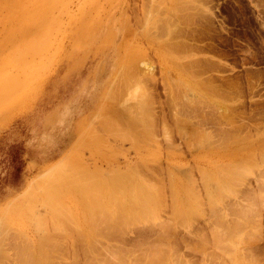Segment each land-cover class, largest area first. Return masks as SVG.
<instances>
[{
	"label": "rangeland",
	"instance_id": "1",
	"mask_svg": "<svg viewBox=\"0 0 264 264\" xmlns=\"http://www.w3.org/2000/svg\"><path fill=\"white\" fill-rule=\"evenodd\" d=\"M133 59L134 63L138 61L140 64L143 63L146 66H143V69L148 70L146 73V69H140L142 65L135 63V66L137 64L140 66H136V72L141 70L133 74L135 79H138L137 84L128 77L125 78L132 83L118 77V72L123 71L122 65L125 62L130 63ZM139 77L144 78L143 81ZM121 82H126L127 87L124 83V86L120 85ZM105 93L109 94L106 102L103 100ZM233 106L236 114L238 113V123L246 119L247 125L240 123L241 128L227 129L228 124L223 122L224 125L221 123L223 130L219 128L218 131L220 122L212 116L214 113L212 111H218L214 114L216 116L219 111L228 113V109ZM130 108L135 110L131 113L136 112L137 116L139 113L143 116L146 114L149 126L143 119L141 122L143 126L139 124L140 127H136L140 131L130 130L131 133L128 135L125 118L128 115L126 111L130 112ZM119 110L124 113L121 111L115 119L117 123L120 117L119 121L122 125L118 123L111 125L107 123L108 121L105 122L108 125L103 123L104 114L106 117L108 111L109 114L112 112L115 114ZM151 112L154 118L150 116ZM92 113H95V117L94 114L91 115ZM226 115L230 117V114ZM240 115L244 116L241 120L238 118ZM202 117L209 118L210 123L206 126L190 127L193 122L196 124L201 121ZM179 118L183 119L182 122L188 121L189 126H183ZM101 119L104 125L100 123ZM86 120L90 127L87 126ZM237 121L235 119L233 122ZM81 122L85 124L82 125ZM100 124L102 127L107 125L106 129H102ZM235 124L232 127H235ZM117 125L120 126L117 128ZM213 125L218 126L217 129ZM92 126V130H89ZM109 126L110 130H108ZM111 126L119 132H123L126 128V134L113 132ZM81 130L86 135L90 134V137L83 136V133V135L79 134ZM124 135L130 136V140ZM82 136L87 138L77 142L76 140ZM70 148L72 155L69 153ZM73 152L76 159H73ZM63 156L66 157L63 159ZM88 158H94V162L100 167L97 165H95L97 168L94 167L93 161ZM116 158L122 161L119 163ZM77 159L79 162L76 161ZM80 159L81 162L86 163L85 161L88 160L92 163L87 167L88 171L91 168L93 174L86 170L87 167L80 166V164L84 165ZM98 160L102 162L97 163ZM57 162H60L61 166L66 165L69 170L65 172L62 169L63 171L60 172H65L64 176L70 174L69 177L71 173H75V166H80L76 172L77 177L96 175L102 178L111 168L118 169L119 173H127L118 174L121 184L113 182L112 184H116L114 187L110 185L112 190L115 188L113 191L110 190V186L108 187V190L112 191L111 194L114 192L113 195L119 199L116 197L111 199L107 203V209L97 210L93 218L89 211H92L94 206H89L90 199L87 201L89 204L85 206L87 196H84L83 192L80 193L76 189L63 190L64 181H69H66L69 177L62 179L60 172H57L58 175L55 177L58 168L53 165ZM114 163L116 166H113ZM60 164L57 163L56 167ZM68 165L73 166L72 169L75 171H72ZM232 165L236 167L242 165L245 170L243 171L242 168L238 171H241L240 174L244 172L243 176L239 175L240 180L235 172L234 177L236 176L239 181L231 177L226 179L228 184L224 185L225 183L220 180L227 178L230 172L229 176L234 174ZM48 168L56 174H52ZM81 168L87 171V175L82 174L85 171L82 172ZM111 172L114 173V170ZM263 173L264 0H0V227L2 228L0 232H3L2 236L10 237L9 241L3 243L0 241L2 243L0 250L5 251V256L8 254L6 258L4 252L0 253V257L4 256L3 260L0 258V264H36V262L39 264L41 259L44 261L42 260L40 264L47 262V264H131L133 259L135 262L132 264H148L147 259L150 254L152 256L154 250H156L155 255L158 250L160 253L163 251L162 256L167 253L165 256L167 264L168 261L169 264H264ZM50 175L55 176L52 178ZM122 175H128L134 181H137L136 178L140 175L141 179L143 177L148 179L144 181V185L153 193V198L151 197L146 204L148 210L150 209L149 214L148 211L146 214L144 211L137 213L139 215L135 219H126L127 212L122 205L124 202L122 199H127L128 196L124 194L122 196L120 192L124 193L128 187L130 189L128 185L131 184L124 182L125 177ZM121 176L122 180H120ZM104 178L108 182L111 180L109 176ZM57 179L64 180L63 184ZM212 179L215 180L212 182ZM36 180L37 184H48L47 187L58 184L57 189H61L58 192L63 193L58 195V192H55V195H58L55 196L57 200L51 193V197L48 198L55 199L52 204L51 200L46 198L49 194H46L43 198L49 201L44 199V203H48V206L42 205L40 201L34 202L41 196L39 185L35 188L33 186L32 191L27 187L31 183H36ZM229 180L236 181V185L237 183L239 185L232 184V186ZM145 182L151 185L147 186L149 183ZM217 185L220 190H217ZM47 187L40 186L42 191H48L47 189L50 188ZM28 189L32 192H29L31 197L24 195L25 190L29 191ZM37 191L40 196L36 194ZM190 192L196 198L193 199ZM161 193H164L163 196ZM29 194L27 192L26 195ZM31 194L37 195V199ZM159 194L161 197L158 196ZM22 195H24L23 199H21ZM41 197L40 199H43ZM28 199H35L34 203ZM116 200L118 204L120 203L119 206L114 203L117 202ZM24 201L25 203L27 201L28 205ZM252 201L258 208L253 207ZM97 202H93V205ZM78 203H83L81 205L85 206L88 212L85 211V207L79 211L76 207ZM119 207L124 208V211H119ZM109 210L114 213H110ZM58 214L60 217L57 216ZM117 216L120 217L117 219ZM232 224L236 227L231 226ZM11 229L15 232L13 233ZM68 229L71 230V234ZM238 230L246 237L244 235L238 237L240 234ZM233 234L238 239L243 237L240 240L246 241L237 242L238 239L236 240ZM228 236L231 240L227 239ZM234 239L236 242L233 241ZM21 241L24 244L28 241L26 245H30L29 249ZM40 243H44L45 247L42 245L40 248ZM244 244H247V247ZM15 245L17 248L23 247L25 252L19 248V251L16 250ZM153 246L154 250L151 251ZM24 247L30 252L28 255H33L32 258L27 257V250ZM37 247L48 255L44 253L45 258L41 255L36 257L35 254L41 253ZM199 248L204 250L201 251ZM238 249L241 253H238ZM31 250L35 253L33 254ZM21 251L22 254L19 253ZM121 251H125V254ZM30 258L34 262H30L32 261ZM97 258L103 262L96 263ZM238 258L240 259L237 260ZM253 261L254 263H251Z\"/></svg>",
	"mask_w": 264,
	"mask_h": 264
},
{
	"label": "bare ground",
	"instance_id": "2",
	"mask_svg": "<svg viewBox=\"0 0 264 264\" xmlns=\"http://www.w3.org/2000/svg\"><path fill=\"white\" fill-rule=\"evenodd\" d=\"M124 54H125V53H124ZM127 55H128V53H127ZM125 57H128V56L125 55ZM129 58H130V57H129ZM125 59H126V58H125ZM130 59H132V58H130ZM126 60H127V59H126ZM135 60H136V58H135ZM142 60H143V59H142ZM124 61H125V60H124ZM128 61H129V60H128ZM131 61H132V62H131ZM131 61H130V63H126V62H125V64L123 63L124 65L121 64V65L123 66V69L121 68V70H123V71L121 72L122 75H121L120 71H119V72L116 71V73L118 72V77H120L121 79H122V78L124 79L125 77H128V78L131 79L130 81H132V82H134L135 84H137V83H138V82H137L138 79H137V78L135 79L134 75H135V73H136V74L139 73V72L141 71L140 69L145 70V69H146V68H145L146 66L143 65V63L140 64L139 61H138V62H135V63H138L139 65H142V68H140V69L138 68L139 71L136 72V71H137L136 66H138V64L135 66L134 59L131 60ZM136 61H137V60H136ZM133 63H134V64H133ZM119 64H120V63H119ZM122 66H119V67H122ZM143 66H145V67H144L145 69H143ZM138 67H140V66H138ZM147 67H148V66H147ZM147 71H148V70L146 69V73H147ZM119 73H120V75H119ZM133 74H134V75H133ZM127 75H128V76H127ZM139 75H141V73H140ZM142 75H143V74H142ZM116 76H117V75H116ZM114 77H115V73H114ZM141 77H142V76H141ZM141 77H139V79H140V80L142 79L141 81H143L144 78H141ZM144 77H145V75H144ZM121 79H120V81H121ZM125 79H126L125 81H128V83H132V82H129V79H128V80H127V78H125ZM135 80H136V81H135ZM140 80H139V82H140ZM115 81H116V80H115ZM115 81H114V82H115ZM111 82H113V81H111ZM111 82H110V83H111ZM136 82H137V83H136ZM121 83H122V84H120V85L124 86L126 82H125V83H124V82H121ZM123 83H124V85H123ZM184 83H185V82H184ZM108 84H109V82H108ZM180 84H181V83H180ZM232 85H233V87H234V84H232ZM108 86H109V85H108ZM125 86L127 87V85H125ZM180 86H182V85H180ZM110 87H112V86L110 85ZM115 87H116V86H115ZM181 88H182V87H181ZM229 88H231V85H230ZM235 89H236V88H235ZM108 90H109V88H108ZM108 90H107V91H108ZM229 90H230V89H229ZM111 91H112V90H111ZM108 92H109V91H108ZM115 92H116V91H115ZM231 92H232V91H231ZM113 93H114V92H113ZM111 94H112V93H111ZM111 94H110V95H111ZM114 94H115V93H114ZM105 95H106V93H105ZM108 96H109V94H107V95L105 96V99L103 98V100H104L105 102H106ZM115 96H116V94H115ZM106 97H107V98H106ZM111 97H112V96H111ZM111 97H110V98H111ZM112 98H113V97H112ZM116 98H117V96H116ZM234 98H235V97H234ZM109 100H110V99H108V101H109ZM113 101H114V100H113ZM109 102H110V101H109ZM217 103H218V102H217ZM211 104H212V103H211ZM213 106H215V105H213ZM210 107H211V106H210ZM135 108H137V107H135ZM207 108H208V107H207ZM214 108H215V107H214ZM127 109H129V108L127 107ZM127 109H125V111H126ZM130 109H131V108H130ZM117 110H118V109H117ZM131 110H133V111H131ZM131 110H130V112H129V110L126 111V112L128 113V115H127L126 118H125V126H126V128L128 127V128H127L128 131H126V128H124L125 130L122 129L123 132L126 131L128 135H130V133H131L130 130H134V131L138 130L137 128L140 127L139 124H140V125L143 124V123H141V122H143V119H144L145 122L148 123V126H149V121H148V120L146 119V117H145L146 114L143 116V115H141V113H139V116L141 115V116L139 117V116L135 115L136 112H135V113H131V112H134V111H135L134 109H131ZM106 111H107V110H106ZM112 111H113V109H112ZM112 111H111V112H112ZM115 111H116V110H115ZM121 111H122V110H121ZM121 111L119 110V112H118V113H115V114H113V112H112V113L110 112L111 114H109V113H108L109 111H108V112H107L108 114L106 113V117H105V114H104V116H103V118H102L104 122L102 121V119H101V122H100V121H99V122H100L102 125L107 124V123H108V124L111 123V125H112V123H116V119H115V118H117V117L119 116V113H120ZM103 112H104V111H103ZM146 112H147V111H146ZM213 112H214V113H213ZM215 112H218V111H217V110L212 111V113H213L212 116H213L215 119L217 118V119L219 120L218 122H220V123H218L219 127H218V126H215V127H216V128H215L214 125H213V127H214L215 129H217V127H218V129H217L218 131L220 130L219 128H221V130H223V129H222V128H223V125H224L223 122H225V124H226V123L228 124L229 127H228L227 125H225V127H228L227 129L241 128V124H240V123H242V125L245 123L244 126L247 125L246 119L244 118L245 120H243L242 118H243L244 116L242 117L241 115H240L241 117L239 116L238 118H240V120L242 119L243 122L241 121V122L238 123V121H239V120L237 121L238 113L236 114V112H235V107H234V106H233V108L231 107L230 109H228V113H227V112L225 113V112L219 111V114H217L218 117H216L217 115L214 116ZM122 113H124V112L122 111ZM93 114H94V117H95V113H92L91 115L93 116ZM120 114H121V113H120ZM125 114H126V113H125ZM125 114H124V116H125ZM133 114H134V115H133ZM137 114H138V111H137ZM205 114H206V113H205ZM205 114H204V115H205ZM209 114H210V112H209ZM226 114H230V117H228V115H226ZM239 114H240V113H239ZM91 115H90V116H91ZM151 115H152V112H151L150 116H151ZM207 115H208V113L206 114V116H207ZM210 115H211V114H210ZM88 116H89V115H88ZM97 116H98V115H97ZM101 116H102V115H101ZM121 116H122V115H121ZM99 117H100V116H99ZM127 117H128V118H127ZM151 117L154 118V116H151ZM207 117H210V116H207ZM207 117H205V118L202 117V120L199 121V122L196 123V124H194V122L192 121L193 123L191 122L192 124H190V127H192V128H196V127H199L198 125L206 126L207 123H210V122H209L210 120H209V118L207 119ZM91 118H92V117H91ZM100 118H101V117H100ZM119 118H120V117H119ZM119 118H118V121H119ZM122 118H124V117H122ZM185 118H187V117H185ZM87 119H88V118H87ZM95 119H96V118H95ZM104 119H106V121H105ZM179 119H180V118H179ZM210 119H212V121H214L213 118H210ZM217 119H216V120H217ZM235 119H236L237 122H233ZM153 120H154V119H153ZM180 120H181V119H180ZM182 120H183V119H182ZM182 120H181L180 123H181L183 126H189V122H188V121H187V122H185V121L182 122ZM225 120H226V121H225ZM94 121H95V120H94ZM107 121H108V122H107ZM118 121H117V123L120 124V121H119V122H118ZM121 121H122V120H121ZM126 121H127V122H126ZM177 121H178V120H177ZM231 121H232V122H231ZM244 121H245V122H244ZM88 122H89V121H88ZM90 122H91V121H90ZM95 122H96V121H95ZM102 122H103L104 124H103ZM105 122H107V123H105ZM139 122H140V123H139ZM214 122H216V121H214ZM214 122H213V123H214ZM81 123H83L82 125L85 124L84 122H81ZM86 123H87V120H86ZM92 123H93V122H92ZM92 123H91V124H92ZM97 123H98V122H97ZM117 123H116V124H117ZM178 123H179V121H178ZM213 123H212V124H213ZM216 123H217V122H216ZM221 123H223V125H221ZM234 123H236V124H235V127H232V125L234 126ZM237 123H238V127H236V126H237ZM249 123H250V122H249ZM249 123H248V124H249ZM101 124H100L99 126L102 127ZM108 124H107V125H108ZM116 124H115V126H116ZM239 124H240V125H239ZM107 125H106V126H107ZM120 125H122V124H120ZM120 125H119V126H120ZM123 125H124V123H123ZM87 126H88V123H87ZM87 126H84V127L88 129V127H90V125H89L88 127H87ZM106 126H105V127H106ZM113 126H114V125H113ZM119 126L117 125V128H118ZM125 126H124V127H125ZM138 126H139V127H138ZM141 126H143V125H141ZM244 126H242V127H244ZM105 127H102V129H103V128L106 129ZM111 127H112V126H111ZM136 127H137V128H136ZM181 127H182V126H181ZM85 128H84V129H85ZM92 128H93V126H92L91 129H89V130H92ZM108 128H109L108 130H110V126H109ZM121 128H122V126H121ZM204 128H205V127H204ZM84 129H82V130H83L84 132H86ZM99 129H100V128H99ZM99 129H98V130H99ZM113 129H114L113 132H115V133L119 132V130L117 131V129L115 130V128L112 127V130H113ZM199 129H200V128H199ZM248 129H249V128H248ZM248 129H247V130H248ZM82 130L80 131L81 133H79V134H82V133L84 134V132H83ZM233 130H236V129H233ZM100 131H101V130H100ZM116 131H117V132H116ZM120 131H121V130H120ZM139 131H140V130H138V132H139ZM199 131H201V130H199ZM226 131H227V130H226ZM228 131H229V130H228ZM231 131H232V130H231ZM238 131H239V130H238ZM244 131H245V130H244ZM88 132L91 133V131H88ZM93 132H94V130H93ZM101 132L104 133L103 131H101ZM123 132H119V133H122V134H123ZM126 132H125V134H126ZM132 132H133V131H132ZM201 132H203V131H201ZM214 132H215V131H214ZM223 132H225V131H223ZM97 133H98V132H97ZM99 133H100V132H99ZM119 133H118V135H119ZM195 133H196V131H195ZM195 133H194V134H195ZM210 133H211V132H210ZM230 133H231V132H230ZM232 133H233V132H232ZM236 133H237V132H236ZM247 133H248V131H247ZM83 134H82V135H83ZM91 134H92V133H91ZM112 134H113V133H112ZM208 134H209V133H208ZM132 135H133V134H131V137H132ZM205 135H207V134H205ZM212 135H213V134H212ZM235 135H236V134H235ZM83 136H87V137L89 136V137H90V134L88 135V133H87V135H86V133H85ZM83 136H82V138L80 137V139L78 138L79 141H78V140H76V141H77V142H80L81 139L83 140L84 138H87V137H84V138H83ZM103 136H104V135H103ZM115 136H117V135H115ZM119 136H120V135H119ZM119 136H118V137H119ZM124 136H125V137H129L128 139L130 140V136H126V135H124ZM124 136H123V137H124ZM249 136H251V135H249ZM249 136H248V138H249ZM78 137H79V136H78ZM246 137H247V135H246ZM133 138H134V137H133ZM133 138H132V139H133ZM183 138H184V137H183ZM95 139H96V138H95ZM115 139H116V138H115ZM123 139H124V138H123ZM132 139H131V140H132ZM90 140H91V139H90ZM218 141H219V140H218ZM248 141H249V140H248ZM248 141H247V142H248ZM91 142H92V141H91ZM94 142H95V141H94ZM81 143H82V142H81ZM79 144H80V143H79ZM251 144H252V143H251ZM80 145H81V144H80ZM97 145H98V144H97ZM102 145H103V144H102ZM231 145H232V144H231ZM72 146H73V145H72ZM99 146H101V145H99ZM252 146H253V145H252ZM73 148H74V146H73ZM232 148L234 149V147H232ZM235 148H236V147H235ZM242 148H243V147H242ZM254 148H255V147H254ZM101 150H102V149H101ZM105 150H106V149H105ZM234 150H235V149H234ZM69 151H71V152H69V153H71V155H72V149H71V148H70ZM73 151H74V150H73ZM107 152H108V151H107ZM235 152H236V151H235ZM102 153H103V152H102ZM115 153H116V152H115ZM73 155H74V152H73ZM109 155H110V154H109ZM66 156H67V153H66ZM66 156H63L62 158L64 159V157H66ZM77 156H78V155H77ZM88 156H89V155H88ZM101 156H102V155H101ZM248 156H251V155H248ZM71 157L73 158V156H71ZM89 157H92V156H89ZM62 158H61V159H62ZM72 158H71V159H72ZM112 158H113V157H112ZM61 159H60V161L62 162L63 159H62V160H61ZM66 159H67V158H65V161H66ZM73 159H76L75 155H74V158H73ZM88 159H90V158H88ZM93 159H94V158H93ZM93 159H90L91 162L93 161V162H92L93 164H92L90 161H88V160L85 161L87 164L84 163V162H81L82 159H80V162H81V163H84V165H83V164L81 165L80 163H79V164H80V166H83V167H87L88 164H89L88 166H90V164H92V165H94V167H96L95 165H97V164L94 162ZM95 159H96V157H95ZM97 159H99V158L97 157ZM108 160H109V159H108ZM113 160H114V158H113ZM116 160H118V158H116ZM116 160H115V161H116ZM252 160H253V159H252ZM65 161H63V162L65 163ZM76 161H78V159H77ZM105 161H107V160H105ZM109 161H110V160H109ZM109 161H107V162H109ZM111 161H112V160H111ZM115 161H113V162H115ZM121 161H122V160H121ZM121 161L118 160L117 162L120 163ZM124 161H125V160H124ZM78 162H79V161H78ZM89 162H90V163H89ZM96 162L98 163L99 160L96 161ZM100 162H102V161L100 160ZM100 162H99V163H100ZM133 162H134V161H132V163H133ZM146 162H147V161H146ZM235 162H236V161H235ZM235 162H234V163H235ZM57 163L60 164V162H57ZM57 163H55L56 165H53V166H55V168H58V169L56 170V173H57V172H60L62 169H64L65 172L67 171L68 168L66 167V165H65V166H63V165L61 166V164H60L59 167H56V166H58ZM64 163H63V164H64ZM111 163H112V162H111ZM119 163H118V164H119ZM127 163L129 164V162H127ZM124 164H125V163H124ZM130 164H131V162H130ZM112 165H113V164H112ZM121 165H122V163H121ZM147 165H148V163H147ZM149 165H150V164H149ZM80 166H78V167L75 166V168H76V171H75V170H73V169H74L73 166L71 167V165H68V167L71 168L72 171H75L74 174H76L77 169L80 168ZM98 166H99V164L97 165V167H98ZM113 166H116L115 163H114ZM119 166H120V165H119ZM136 166H137V165H136ZM229 166H230V165H229ZM232 166H233V165H232ZM64 167H66V170H65ZM97 167H96V168H97ZM99 167H100V166H99ZM148 167L150 168L151 166H148ZM222 167H223V166H222ZM227 167H228V166H227ZM59 168H60V169H59ZM72 168H73V169H72ZM105 168H107V167H105ZM109 168H110V167H109ZM114 168H115V167H114ZM116 168H117V167H116ZM119 168H120V167H119ZM144 168H145V167H144ZM225 168H226V166H225ZM232 168H234V171H233V170H230L231 168H230L229 170L234 172V174H232L233 176H232V175L229 176L230 173H231V172H230L229 175L227 176V178H224V180H220L221 182L223 181L222 183H225L224 185H227V184H228V182H227L226 179H231V177H232V178H234L233 180H235V179H236V178H235L236 176L234 177V175H236V174H237V176H238L239 179H240V176H239V175L243 176L242 174H243L244 172H243L242 174H240L241 171H238V169H239V170H242V168H243L242 165H239L238 167L233 166ZM235 168H236V169H235ZM81 169H82V172L85 171L84 168H81ZM147 169H148V168H147ZM151 169H152V168H151ZM48 170H49V168H48ZM50 170H51V169H50ZM50 170H49V171H50ZM58 170H59V171H58ZM68 170H69V169H68ZM86 170L88 171V167L86 168ZM90 170H91V168L89 169L88 172H89L90 174H91V173L93 174L94 172H93L92 170H91V171H90ZM96 170H97V169H96ZM107 170H108V169H107ZM113 170H114V173L111 172V171H113ZM113 170H112V168H111V170H108V171H110V172L106 171V172H108V173H107V175H105V176H109V177L111 178V180H112V181L110 180L111 182H110V181L108 182V180H109L108 177H107L108 180H107V179L105 180V178H104L105 176L102 177V178H101V176H99V177H100V178H99V177H97L96 175L88 176V175H87V171H85L86 173H85V172L82 173L83 175H84V174L87 175V176H83V175H82L83 177H80V176L77 177V174L74 176L73 173H71V177H69L70 174H67V173H66L67 175L64 176L63 173H65V172H63V173L60 172V174H62L61 176H63L62 179H64V177H65V179H66V177H67V178L69 177V179H66V181H67V180H69V181L65 182V181H64L65 179H64V180H62V179H57V181H60V183H61V181H62V184H63V181H64V184H65V185H64V189H63L64 191H65V190H68V189H69V190H72V189L75 190V189H76V190L79 191L80 193L83 192V193H84V196H87V197H85V198H86V199H85L86 202H85L84 200L82 201V199H80V200H81L82 202H85V203H84L85 206L89 204L88 202H90V204H89L90 207H93V206H94L93 208H94L95 210L92 208V209H93V210H92L93 212H92V211H89V212L92 213V214H91L92 217L95 218V216H94L95 212H96L97 210H103V211H104L105 209H107V203H109V202L111 201V199H115L114 197H116L115 195H113L114 192H113V194H111L112 191H113L115 188H113V190H112V188H111L110 185H113V187H114V185L120 183V182H119V178H120V177H118V174H127V173H119V172H118V169H117V170L113 169ZM224 170H226V169H224ZM229 170H228V171H229ZM244 170H245V168H243V171H244ZM252 170H253V169H252ZM62 171H63V170H62ZM103 171H105V170H103ZM103 171H101V172H103ZM121 171H122V170H121ZM228 171H227V172H228ZM47 172H48V171H47ZM50 172L52 173V171H50ZM144 172L146 173L147 171H144ZM235 172H236V174H235ZM245 172H248V171H245ZM53 173H55V172L53 171ZM53 173H52V174H53ZM56 173H55V174H56ZM89 173H88V174H89ZM103 173H105V172H103ZM249 173H250V172H249ZM49 174H50V173H49ZM141 174H142V173H141ZM149 174H150V173H149ZM216 174H217V173H216ZM246 174H247V173H246ZM263 174H264V173H263ZM57 175H58V173L56 174V176H55V175H50V176H52V178H53L54 176L57 177ZM101 175H102V174H101ZM155 175H156V174H155ZM211 175H212V174H211ZM112 176H113V177H112ZM122 176H123V175H122ZM122 176H121V179H120V180H122V178L125 177V178H123V179H125L124 182L126 181L128 184H131V185H128V184H127L128 186H130V189H129V187H128V189H127V191L129 190L128 192L125 191L126 189L124 190L126 193H125V192H124V193L120 192V193L122 194V196H124V195H125V196H128L127 199H122V200L124 201V202L122 203V205H123V207L126 209V212H127V214L125 215V217H127L126 219H127V220L130 219V218H134V219H135V217L139 215V214L137 215V213H142V212H144V211H145V212H144L145 214H146L147 211H148L147 213L149 214L150 209L148 210L149 207H147L146 204H147V202H148L149 200H151V197L153 198V193H152V191H151V189H150L149 187L147 188V187L144 185V181L146 180V178L143 177L144 180H142L143 178L141 179V177H140L141 175L138 176V177L136 176V177H137L136 179H137V181H138V182H137V181H134V179H132V177H130V176H128V175H125V176H123V177H122ZM144 176H145V175H144ZM245 176H246V175H245ZM39 177H40V176H39ZM116 177H118V178H116ZM211 177H212V176H211ZM211 177H209V178H211ZM214 177H215V176H214ZM214 177H213V178H214ZM221 177H222V176H221ZM223 177H224V176H223ZM246 177H247V176H246ZM103 178H104V179H103ZM155 178H156V177H155ZM159 178H160V177H159ZM207 178H208V177H207ZM238 178H237V179H238ZM242 178H243V177H242ZM38 179H41V178H38ZM219 179H220V178H219ZM237 179H236V180H237ZM239 179H238L237 181H239ZM147 180H148V179H147ZM147 180H146V181H147ZM157 180H158V179H157ZM157 180H156V181H157ZM193 180H194V179H193ZM213 180H215V179H212V182H213ZM233 180H232V181H233ZM240 180H241V179H240ZM242 180H243V179H242ZM261 180H262V179H261ZM32 181H33V180H32ZM162 181H163V180H162ZM245 181H246V180H245ZM262 181H264V180H262ZM33 182H34V181H33ZM38 182H39V180H38ZM41 182H42V180H41ZM113 182H115L116 184H115V183L112 184ZM140 182H141V183H140ZM160 182H161V181H160ZM160 182H159V183H160ZM204 182H205V181H204ZM229 182H231V180H229ZM235 182H236V181H235ZM235 182H234V181L231 182L230 185L235 184V186H238L239 183H237V185H236ZM53 183H54V182H53ZM145 183H146V182H145ZM147 183H149V182H147ZM147 183H146V184H147ZM155 183H156V182H155ZM201 183H202V181H201ZM240 183H241V181H240ZM255 183H256V182H255ZM261 183H262V182H261ZM35 184H36V185H35ZM120 184H121V183H120ZM120 184H119V185H120ZM263 184H264V183H263ZM37 185H39V186H38V187H39L38 189H39L41 192H40L39 190H38V191H39V194L41 193V196H42V197H41L39 194H37L38 191L36 192V194L39 195L41 198H43L44 196L46 197V194H47V195L49 194V195L46 197V198L49 199V200H51V198H48V197L51 195V193H52V197H54V198L56 199L57 197H55V196H58L59 193H60V192H58V191L61 190V189H57V185H58V184H53V185H51V186H48V187L50 188V189H47L48 191H45V190L42 191V189L40 188V186L43 187V188H46L48 184H43V185L37 184V180H36V183H31L30 186L27 187V188H30V189H31V188H33V186H34V188H35V186H37ZM119 185H118V186H119ZM143 185H144V187H143ZM150 185H151V183L147 184V186H150ZM219 185H220V184H219ZM242 185H244V184H242ZM242 185H240V186H242ZM109 186H110V190H112L111 192L108 190V187H109ZM121 186H122V185H121ZM161 186H162V185H161ZM205 186H206V185H205ZM221 186H222V184H221ZM228 186H229V185H228ZM232 186H233V185H232ZM235 186H234V187H235ZM48 187H47V188H48ZM218 187H219V186L217 185V187H216L217 190L220 188V187H219V188H218ZM225 187H226V186H225ZM225 187H224V188H225ZM258 187H259V186H258ZM34 188H33V189H34ZM123 188H124V187H123ZM161 188H162V187H161ZM161 188H160V191H161ZM194 188H195V186H194ZM194 188H193V189H194ZM205 188H206V187H205ZM221 188H222V187H221ZM235 188H236V187H235ZM157 189H158V187H157ZM214 189H215V188H214ZM232 189L234 190L233 187H232ZM28 190H29V189H28ZM119 190H120V189H119ZM215 190H216V189H215ZM217 190H216V191H217ZM219 190H220V189H219ZM228 190H229V189H228ZM233 190H232V192H233ZM259 190H260V188H259ZM25 191H26V192H25ZM25 191H24V192H25L26 194H27V192H28V194H29V192H30V190H29V191L25 190ZM31 191H32V189H31ZM34 191H35V190H34ZM56 191L58 192V195H55V194L57 193ZM121 191H122V190H121ZM155 191H156V190H155ZM158 191H159V189H158ZM158 191H157V192H158ZM163 191H164V190H162V192H163ZM203 191H204V190H203ZM55 192H56V193H55ZM79 192H77V195H79ZM193 192H194V191H193ZM195 192H196V190H195ZM195 192H194V193H195ZM228 192H229V191H228ZM249 192H250V191H249ZM253 192H255V191H253ZM30 193H32V192H30ZM34 193H35V192H34ZM62 193H63V192H62ZM62 193H60V194H62ZM155 193H156V192H155ZM158 193H160V192H158ZM190 193H191V192H190ZM210 193H211V191H210ZM215 193H216V192H215ZM217 193H218V192H217ZM263 193H264V192H263ZM263 193H262V194H263ZM26 194H24L26 197H29V196H30V194H29V195H26ZM53 194H54V196H53ZM123 194H124V195H123ZM156 194H157V193H156ZM161 194H162V193H161ZM161 194H159L158 196L161 197ZM163 194H164V193H163ZM163 194H162V196H163ZM196 194H197V193H196ZM203 194H204V192H203ZM205 194H206V191H205ZM205 194H204V195H205ZM233 194H234V193H233ZM252 194H253V193H252ZM259 194H260V193H259ZM259 194H257V195H259ZM24 195H22L21 199L24 198ZM31 195H32V194H31ZM34 195H35V194H34ZM34 195H32V196H34ZM37 195H36V196H37ZM192 195H193V194L191 193V196H192ZM211 195L213 196V194H211ZM211 195H210V196H211ZM234 195H236V194H234ZM36 196H34V197L37 199ZM39 196H38V197H39ZM84 196H83V197H84ZM117 196H118V195H117ZM187 196H188V195H187ZM210 196H209V197H210ZM259 196H260V195H259ZM259 196H258V197H259ZM30 197H31V196H30ZM40 197H39L38 200H35V199H28V200H30V201L32 200L31 203L33 202V200H35L34 202H36V201H40V203H43L42 205H47L48 203H47V204H45L46 202L44 203V199H45V201H46L47 199H46V198L40 199ZM50 197H51V196H50ZM205 197H206V196H205ZM209 197H206V198H209ZM219 197H220V195L218 196V200H219ZM247 197H248V194H247ZM54 198H52V200H51V202H50L51 204L53 203V202H52L53 200L55 201ZM116 198L119 199V197H116ZM180 198H181V197H180ZM180 198H179V200H180ZM192 198L194 199V198H196V197L192 196ZM210 198H212V197H210ZM256 198H257V197H256ZM259 198H260V197H259ZM89 199H90V201H88ZM154 199H155V198H154ZM163 199H164V198H163ZM226 199H228V198H226ZM252 199H254V197H253ZM56 200H57V199H56ZM77 200H78V199H77ZM80 200H79V201H80ZM92 200H93V202L98 201L99 203L97 202V204L94 203V205H93ZM158 200H159V198H158ZM196 200H198V199H196ZM211 200H212V199H211ZM214 200H215V199H213V201H214ZM223 200H225V198H223ZM223 200H222V202H223ZM261 200H262V199H261ZM263 200H264V198H263ZM87 201H88V202H87ZM116 201H117V202H114V203H117V204H118V200H116ZM153 201H154V200H153ZM181 201H182V200H181ZM207 201H208V200H207ZM34 202H33V203H34ZM47 202H49V201L47 200ZM91 202H92V204H91ZM160 202H162V201L160 200ZM214 202H215V201H214ZM226 202H227V201H226ZM233 202H234V201H233ZM252 202H253V201H252ZM259 202H260V200H259ZM16 203H17V202H16ZM16 203H15V204H16ZM18 203H19V202H18ZM24 203H25V201H24ZM26 203H27V201H26ZM26 203H25V204H26ZM50 203H49V204H50ZM86 203H87V204H86ZM184 203H186V202H184ZM206 203H207V202H206ZM208 203H209V202H208ZM211 203H212V202H211ZM211 203H210V204H211ZM253 203H254V202H253ZM263 203H264V202H263ZM263 203H262V204H263ZM12 204H13V202H12ZM61 204H63V203H61ZM78 204H79V205H78ZM78 204H76L77 209H78L79 211H82V210H83V207H85V206L81 205V204H83V203H78ZM110 204H111V203H110ZM160 204H161V203H160ZM188 204H190V202H188ZM194 204H195V203H194ZM215 204H216V203H215ZM217 204H218V203H217ZM26 205H28V204H26ZM33 205H34V204H33ZM77 205H78V206H77ZM91 205H92V206H91ZM115 205H116V204H115ZM119 205H120V203L118 204V206H119ZM122 205H121V206H122ZM195 205H196V204H195ZM207 205H208V204H207ZM213 205H214V203H213ZM228 205H229V204H228ZM256 205H257V204H256ZM39 206H40V205H39ZM47 206H48V205H47ZM60 206H61V205H60ZM79 206H80V207H79ZM191 206H192V205H191ZM196 206H197V205H196ZM231 206H232V205H231ZM235 206H236V205H235ZM235 206H234V207H235ZM263 206H264V205H263ZM27 207H28V209H29V206H27ZM51 207H52V205H51ZM116 207H117V205H116ZM180 207H181V206H180ZM211 207H212V206H211ZM215 207H216V206H215ZM253 207H257V206H255V203H254ZM259 207H260V206H259ZM74 208H75V207H74ZM124 208H123V209H124ZM187 208H188V207H187ZM187 208H186V209H187ZM217 208H218V207H217ZM257 208H258V207H257ZM3 209H4V208H3ZM123 209H122L121 207H119V211H120V210H121V211H124ZM183 209H184V208H183ZM186 209H185V210H186ZM199 209H200V208H199ZM202 209H203V208H202ZM211 209H212V208H210V210H211ZM235 209H236V207H235ZM255 209H256V208H255ZM5 210H6V209H5ZM192 210H193V208H192ZM243 210H244V209H243ZM257 210H259V209H257ZM31 211H32V209H31ZM49 211H50V210H49ZM56 211H57V210H56ZM59 211H60V210H59ZM62 211H63V210H62ZM85 211H86V207H85ZM103 211H101V212H103ZM109 211H110V210H109ZM180 211H181V209H180ZM180 211H179V212H180ZM228 211H229V210H228ZM240 211H242V210H241V207H240ZM253 211H254V210H253ZM263 211H264V210H263ZM10 212H11V211H10ZM86 212H88V209H87ZM97 212H98V211H97ZM112 212H113V211H112ZM112 212L110 211V213H112ZM184 212H185V211H184ZM193 212H194V211H193ZM219 212H220V211H219ZM243 212H244V211H243ZM243 212H242V213H243ZM251 212H252V211H251ZM6 213H8V212H6ZM104 213H105V212H104ZM107 213H108V212H107ZM113 213H114V212H113ZM113 213H112V214H113ZM134 213H135V214H134ZM144 213H143V214H144ZM190 213H192V212H190ZM221 213H222V212H221ZM260 213H261V212H260ZM72 214H73V213H72ZM85 214H86V213H85ZM117 214H118V213H117ZM123 214H125V213H123ZM131 214H132V215H131ZM133 214H134V216H133ZM202 214H203V213H202ZM219 214H220V213H219ZM249 214H250V213H249ZM257 214H258V213H256V215H257ZM20 215H21V213H20ZM101 215H102V214H101ZM107 215H109V214H107ZM182 215H184V214H182ZM185 215H186V214H185ZM185 215H184V216H185ZM192 215H193V213H192ZM213 215H214V214H213ZM222 215H223V214H222ZM250 215H251V214H250ZM259 215H260V214H259ZM0 216H1V215H0ZM13 216H14V215H13ZM21 216H22V215H21ZM34 216H35V215H34ZM57 216L60 217L59 214H58ZM85 216H87V215H85ZM98 216H100V215H98ZM112 216H113V215H112ZM143 216L145 217L146 215H143ZM150 216H152L151 213H150ZM153 216H154V215H153ZM184 216H183V217H184ZM197 216H199V215H197ZM226 216H227V215H226ZM226 216H225V217H226ZM238 216H239V215H237V217H238ZM241 216H242V214H241ZM243 216H244V213H243ZM243 216H242V217H243ZM247 216H248V215H247ZM54 217H55V215H54ZM96 217H97V216H96ZM103 217H104V215H103ZM118 217H120V216H117V219H118ZM147 217H148V216H147ZM181 217H182V216H181ZM185 217L187 218L188 216H185ZM185 217H184V218H185ZM248 217H249V216H248ZM257 217H258V216H257ZM4 218H5V217H4ZM33 218H35V217H33ZM73 218H74V217H73ZM99 218H100V217H99ZM101 218H102V216H101ZM101 218H100V219H101ZM115 218H116V216H115ZM141 218H142V217H141ZM221 218H223V217H221ZM239 218H240V217H239ZM243 218H244V217H243ZM63 219H64V218H63ZM100 219H99V220H100ZM191 219H192V218H191ZM191 219H190V220H191ZM219 219H220V218H219ZM223 219H224V218H223ZM223 219H222V220H223ZM240 219H241V218H240ZM250 219H251V217H250ZM5 220H6V219H5ZM45 220H46V219H45ZM87 220H88V219H87ZM103 220H104V219H103ZM122 220H123V217H122ZM145 220H146V219H145ZM150 220H151V219H150ZM228 220H229V219H228ZM232 220H233V219H232ZM252 220H253V219H252ZM13 221H14V220H13ZM66 221H67V220H66ZM89 221L91 222V220H88V222H89ZM100 221H101V220H100ZM116 221H117V220H115V222H116ZM148 221H149V220H148ZM184 221L186 222V220H184ZM184 221H183V222H184ZM215 221H216V220H215ZM237 221H238V220H237ZM242 221H243V219H242ZM245 221H246V220H245ZM3 222H4V221H3ZM68 222H69V221H68ZM74 222H75V221H74ZM80 222H81V221H80ZM88 222H87V223H88ZM140 222H141V220H140ZM178 222H179V220H178ZM187 222H188V219H187ZM256 222H257V221H256ZM56 223H57V222H56ZM93 223H94V222H93ZM93 223H92V224H93ZM107 223H108V221H107ZM116 223H118V222H116ZM128 223H129V222H128ZM215 223L218 224V222H215ZM229 223H230V222H229ZM236 223H237V222H236ZM238 223H239L240 225H242V223H241L240 221H238ZM248 223H249V221H248ZM251 223H253V222H251ZM74 224H75V223H74ZM85 224H86V223H85ZM89 224H90V223H89ZM95 224H96V223H95ZM97 224H98V223H97ZM100 224H101V223H100ZM110 224H111V223H110ZM113 224H115V223H112V225H113ZM125 224H126V223H125ZM125 224H124V225H125ZM164 224H165V223H164ZM164 224L162 223V225H164ZM166 224H167V223H166ZM249 224H250V223H249ZM249 224H248V225H249ZM253 224H254V223H253ZM3 225H4V224H3ZM9 225H10V224H9ZM82 225H83V224H82ZM117 225H119V224H117ZM120 225H121V224H120ZM142 225H143V224H142ZM168 225H169V224H168ZM184 225H185V224H184ZM184 225H183V226H184ZM246 225H247V224H246ZM259 225H260V224H259ZM1 226H2V224H1ZM40 226H41V225H40ZM88 226H91V225H88ZM133 226H134V225H133ZM179 226H180V225H179ZM220 226H221V225H220ZM225 226H226V225H225ZM231 226H235V225L232 224ZM237 226H238V225H237ZM7 227H8V226H7ZM11 227H12V226H11ZM82 227H83V226H82ZM118 227H119V226H118ZM128 227H129V226H128ZM165 227H166V225H165ZM169 227H170V226H169ZM227 227H228V225H227ZM235 227H236V226H235ZM238 227H239V226H238ZM246 227H247V226H246ZM258 227H259V226H258ZM0 228H1V227H0ZM8 228H9V227H8ZM8 228H6V229L8 230ZM92 228H93V227H92ZM110 228H111V227H110ZM113 228H114V227H113ZM161 228H163V227L161 226ZM171 228H172V227H171ZM223 228H224V227H223ZM228 228H229V227H228ZM240 228H242V227L240 226ZM250 228H251V227H250ZM253 228H254V227H253ZM1 229H2V228H1ZM4 229H5V228H4ZM42 229H43V228H42ZM69 229H71V228H69ZM69 229H68V230H69ZM77 229H78V228H77ZM77 229H76V230H77ZM90 229H91V227H90ZM96 229H98V228H96ZM107 229H108V228H107ZM107 229H106V231H107ZM226 229H227V228H226ZM226 229H225V230H226ZM230 229H232V228H230ZM259 229H260V228H259ZM11 230H12V229H11ZM68 230H66V231H68ZM117 230H119V229H117ZM234 230H235V229H234ZM240 230H241V229H240ZM4 231H5V230H4ZM70 231H71V230H69V233H70ZM72 231H73V230H72ZM103 231H104V230H103ZM112 231H113V230H112ZM121 231H122V230H121ZM162 231H163V230H162ZM169 231H170V230H169ZM169 231H168V232H169ZM226 231H227V230H226ZM229 231H231V230H229ZM236 231H237V229H236ZM238 231H239V230H238ZM12 232H13V230H12ZM14 232H15V231H14ZM14 232H13V233H14ZM25 232H26V231H25ZM44 232H45V231H44ZM95 232H96V231H95ZM216 232H217V231H216ZM232 232H233V231H232ZM232 232H231V235H232ZM1 233H2V235H3V232H0V237H1V238H0V241H2V243H3V241H9L8 238H10V237H9L8 235H7V237H6V236L4 237V236L1 235ZM9 233H10V232H9ZM41 233H42V232H41ZM118 233H119V232H118ZM121 233H122V232H121ZM121 233H120V236H121ZM162 233H163V232H162ZM170 233H171V232H170ZM170 233H168V234H170ZM219 233L221 234V232H219ZM224 233H225V232H224ZM228 233H229V232H228ZM234 233H235V231H234ZM238 233H240V234L238 235ZM238 233H237V235H238V237H240V236L242 235V234H241L242 232L239 231ZM253 233H254V232H253ZM256 233H257V232H256ZM6 234H7V233H5V235H6ZM22 234H23V233H22ZM49 234H50V233H49ZM49 234H48V235H49ZM70 234H71V233H70ZM85 234H86V233H85ZM165 234H166V233H165ZM254 234H255V233H254ZM18 235H20V233H19ZM41 235H42V234H41ZM118 235H119V234H118ZM126 235H127V234H126ZM126 235H125V236H126ZM212 235H214V234H212ZM233 235L235 236V234H233ZM243 235L245 236V234H243ZM243 235H242V236H243ZM246 235H247V234H246ZM250 235H251V234H250ZM250 235H248V236H250ZM255 235H256V234H255ZM43 236H44V235H43ZM43 236H42V237H43ZM46 236H47V235H46ZM46 236H45V237H46ZM84 236H85V235H84ZM86 236H87V235H86ZM168 236H169V235H168ZM215 236H216V235H215ZM218 236H219V235H218ZM221 236H222V235H221ZM224 236H225V235H224ZM229 236H230V235H229ZM229 236L227 237V239L231 240V239H230L231 237L229 238ZM2 237H4L5 239H4V238L2 239ZM53 237H54V235H53ZM63 237H64V236H63ZM157 237H159V236H157ZM162 237H163V236H162ZM222 237H223V236H222ZM225 237H226V236H225ZM235 237H236V236H235ZM245 237H246V236H245ZM251 237H252V235H251ZM251 237H250V238H251ZM255 237H257V235H256ZM14 238L16 239V237H14ZM37 238H38V237H37ZM51 238H52V237H51ZM107 238H108V237H107ZM212 238H213V236H212ZM212 238H211V239H212ZM233 238H234V237H233ZM242 238H243V237H242ZM242 238H239V239H238V238L236 237L235 239H236V240L238 239V240H237V242H238V241H239L240 239H242ZM6 239H7V240H6ZM23 239H24V238H23ZM23 239H22V240H23ZM39 239H40V238H39ZM42 239H43V238H42ZM48 239H50V238H48ZM204 239H205V238H204ZM217 239H218V238H217ZM219 239H220V238H219ZM235 239H234L233 241L236 242ZM248 239H249V237H248ZM248 239H247V240H248ZM27 240H28V239H27ZM52 240H53V238H52ZM57 240H58V239H57ZM62 240H63V239H62ZM86 240H87V238H86ZM106 240H107V239H106ZM157 240H158V239H157ZM206 240H207V239H206ZM214 240H215V239H213V241H214ZM229 240H228V242H230ZM244 240H245V239H244ZM244 240H240V242H241V241L243 242ZM255 240H256V239H255ZM12 241H14V240H12ZM12 241H11V242H12ZM23 241H24V240H23ZM36 241H37V240H36ZM38 241H39V240H38ZM70 241H71V240H70ZM72 241H73V240H72ZM82 241H83V240H82ZM84 241H85V240H84ZM95 241H96V240H94V243H95ZM213 241H212V242H213ZM216 241H217V240H216ZM216 241H215V242H216ZM223 241H224V240H223ZM225 241H227V240L225 239ZM245 241H246V240H245ZM245 241H244V242H245ZM253 241H254V236H253ZM11 242H10V243H11ZM21 242H22V241H21ZM42 242H45V241H42ZM57 242H58V241H57ZM61 242H62V241H61ZM97 242H98V241H97ZM158 242H159V241H158ZM235 242H234V244H235ZM2 243L0 242V246H1ZM13 243H14V242H13ZM22 243H23V242H22ZM22 243H21V245H22ZM45 243H47V242H45ZM85 243H86V242H85ZM98 243H99V242H98ZM98 243H97V244H98ZM219 243H220V242H219ZM247 243H248V242H247ZM250 243H252V242L250 241ZM4 244H5V243H4ZM18 244H20L19 241H18ZM18 244H17V246H19ZM23 244H24V243H23ZM26 244H28V241H26L24 245H26ZM40 244H41V243H40ZM43 244H44V243H43ZM43 244H41V247H40V246H39V247L42 248V245H43ZM49 244H50V243H49ZM49 244H47V245H49ZM52 244H53V243H52ZM140 244H141V243H140ZM148 244H149V243H148ZM211 244H212V243H211ZM215 244H216V243H215ZM222 244H223V243H222ZM231 244H232V243H231ZM234 244H233V246H234ZM242 244H243V243H242ZM242 244H241V246H242ZM252 244H253V243H252ZM252 244H249V245H252ZM10 245H11V244H10ZM10 245H9V246H10ZM21 245H20V246H21ZM36 245H37V244H36ZM38 245H39V244H38ZM85 245H86V244H85ZM102 245H103V244H102ZM116 245H117V243H116ZM143 245H144V244H143ZM223 245H224V244H223ZM223 245H222V246H223ZM227 245H228V244H227ZM236 245H237V243H236ZM244 245H245V244H244ZM246 245H247V244H246ZM246 245H245V246H246ZM15 246H16V245H15ZM17 246H16V250H18V248H19V249H21L22 251L25 252V249H22L23 247H18V248H17ZM26 246H28V249H29L30 245H26ZM43 246H44V245H43ZM56 246H57V245H56ZM56 246H55V247H56ZM61 246H62V245H61ZM82 246H83V245H82ZM88 246H89V245H88ZM97 246H98V245H97ZM121 246H122V245H121ZM133 246H134V245H133ZM145 246H146V245H145ZM150 246H151V245H150ZM203 246H204V245H203ZM229 246H230V245H229ZM6 247H8V246H6ZM11 247H12V246H11ZM39 247H37V249H38L39 251H41ZM44 247H45V246H44ZM47 247H48V246H47ZM59 247H60V246H59ZM69 247H70V246H69ZM90 247H91V245H90ZM90 247H89V248H90ZM95 247H96V246H95ZM111 247H112V246H111ZM155 247H156V245H155ZM159 247H160V246H159ZM218 247H219V246H217V248H218ZM223 247H224V246H223ZM223 247H221V248L223 249ZM234 247H235V246H234ZM234 247H233V248H234ZM243 247H244V246H243ZM246 247H247V246H246ZM3 248H4V247H3ZM3 248H2V249H3ZM8 248H9V247H8ZM24 248H26V250H27V247H24ZM91 248H92V247H91ZM116 248H117V247H116ZM146 248H147V247H146ZM156 248H158V246H157ZM197 248H198V247H197ZM202 248H203V247H202ZM230 248H231V247H230ZM233 248H232V251H234ZM235 248H236V247H235ZM254 248H255V247H254ZM14 249H15V248H14ZM31 249H33V247H32ZM52 249H53V248H52ZM85 249H86V248H85ZM92 249H93V248H92ZM107 249H108V248H107ZM113 249H115V248H113ZM113 249H112V250H113ZM121 249H122V248H121ZM124 249H125V247H124ZM147 249H149V247H148ZM147 249H146V250H147ZM158 249H159V248H158ZM158 249H157V250H158ZM160 249H161V248H160ZM172 249H173V248H172ZM199 249H201V248H199ZM239 249H240V248H239ZM239 249H238V250H239ZM241 249H243V248H241ZM244 249H245V248H244ZM247 249H248V248H247ZM4 250H6V249H4ZM42 250H43V249H42ZM45 250H46V249H45ZM66 250H67V249H66ZM83 250H84V248H83ZM100 250H101V249H100ZM102 250H103V249H102ZM153 250H154V246H153V248H152L151 251H153ZM163 250H164V249H163ZM166 250H167V249H166ZM203 250H204V249H201V251H203ZM220 250H221V249H220ZM229 250H231V249H229ZM251 250H253V249H251ZM255 250H256V249H255ZM13 251H14V250H13ZM18 251H19V250H18ZM22 251L19 252V253L22 254ZM29 251H30V250H29ZM31 251L33 252V254L35 253L33 250H31ZM39 251H38V253H40ZM57 251H58V250H57ZM103 251H104V250H103ZM107 251H108V250H107ZM109 251H111V249H109ZM114 251H115V250H114ZM151 251H150V252H151ZM154 251L156 252V250H154ZM160 251H161V250H160ZM167 251H168V250H167ZM223 251H224V250H223ZM256 251H257V250H256ZM256 251H255V252H256ZM2 252H4V254H3ZM32 252H31V253H32ZM88 252H89V251H88ZM121 252H122V251H121ZM124 252H125V251H124ZM124 252H122V253H124ZM127 252H128V251H127ZM127 252H126V253H127ZM155 252H153V253L151 252V253H152V256H151V254H150L149 259L146 258V259L148 260V261H147L148 264H167V261H166L167 259H165V256H166L167 253H166L165 255L162 256L161 253H162L163 251L160 253L159 250H158V253H156L157 255L154 254ZM206 252H207V251H206ZM220 252H221V251H220ZM230 252H231V251H230ZM244 252H245V251H244ZM246 252H247V251H246ZM246 252H245V253H246ZM0 253H2V254L5 256V251H1V250H0ZM10 253H11V252H10ZM14 253H15V252H14ZM29 253H30V252H28V250H27V252H26L27 257L30 256V255H28ZM41 253H42V254H41ZM41 253H40V254H37V255L35 254V256H36V257H40L39 255H41V257H43V254H44L45 252L43 253V251H41ZM91 253H92V252H91ZM94 253H95V252H94ZM98 253H99V252H98ZM107 253H108V252H107ZM173 253H174V252H173ZM202 253H203V252H202ZM228 253H229V252H228ZM238 253H241L240 250H239ZM238 253H237V254H238ZM247 253H248V252H247ZM253 253H254V252H253ZM16 254L18 255V252H17ZM16 254H15V255H16ZM23 254H24V253H23ZM49 254H50V253H49ZM101 254H102V253H101ZM105 254H106V253H105ZM105 254H104V256H105ZM124 254H125V253H124ZM131 254H132V253H131ZM131 254H130V255H131ZM153 254H154L155 256H154ZM158 254H159V255H158ZM160 254H161V255H160ZM214 254H215V253H214ZM233 254H234V253H233ZM0 255H1V254H0ZM7 255H8V254H7ZM7 255L5 256L6 258H7ZM10 255H11V254H10ZM13 255H14V254H13ZM15 255H14V256H15ZM17 255H16V256H17ZM45 255H48V254L45 253ZM55 255H56V254H55ZM96 255H97V253H96ZM108 255H109V254H108ZM130 255H129V256H130ZM137 255H138V254H136V256H137ZM147 255H148V254H147ZM171 255H172V253H171ZM208 255H209V254H208ZM208 255H207V256H208ZM241 255H242V254H241ZM243 255H244V254H243ZM247 255H249V254H247ZM251 255H252V254H251ZM254 255H255V253H254ZM4 256H3V257H4ZM11 256H12V255H11ZM19 256H20V255H19ZM21 256H22V255H21ZM31 256H33V255L31 254ZM31 256H30V257H31ZM64 256H65V254H64ZM91 256H93V255H91ZM91 256H90V257H91ZM104 256H103V257H104ZM109 256H111V255H109ZM118 256H119V255H118ZM121 256H122V255H121ZM133 256H134V255H133ZM212 256H213V255H212ZM227 256H228V255H227ZM236 256L239 257L240 255H239V256L236 255ZM3 257L1 256L0 258L3 260ZM25 257H26V255H25ZM27 257H26V258H27ZM46 257H47V256H46ZM56 257H57V256H56ZM94 257H97V256H94ZM105 257H106V256H105ZM123 257H124V256H123ZM127 257H128V256H127ZM147 257H148V256H147ZM228 257H229V256H228ZM228 257H227V258H228ZM257 257H258V256H257ZM13 258H14V257H13ZM26 258H25V261L27 262V259H26ZM31 258H32V257H31ZM31 258H30V260H32ZM43 258H45V257H43ZM47 258H48V257H47ZM54 258H55V257H54ZM63 258H64V257H63ZM106 258H107V257H106ZM108 258H109V257H108ZM114 258H115V257H114ZM136 258H137V257H136ZM136 258H135V259H136ZM167 258H168V257H167ZM214 258H215V257H213V259H214ZM244 258H245V257H244ZM9 259H10V258H9ZM14 259H17V258H14ZM50 259H51V258H50ZM59 259H60V258H59ZM92 259H93V258H92ZM92 259H91V260H92ZM94 259H95V258H94ZM99 259H100V258H99ZM109 259H110V258H109ZM109 259H108V260H109ZM111 259H112V256H111ZM121 259L124 260V259H126V258H124V259L121 258ZM168 259H169V258H168ZM176 259H177V258H176ZM176 259H175V260H176ZM228 259H229V258H228ZM239 259H240V258H238L237 260H239ZM241 259H242V258H241ZM248 259H249V258H248ZM5 260H6V259H5ZM30 260H29V261H30ZM38 260H39V259H38ZM38 260H37V261H38ZM42 260H43V259H41V261H42ZM128 260H130V258H129ZM140 260H141V259H140ZM144 260H145V259H144ZM172 260H173V259H172ZM186 260H187V259H186ZM186 260H185V261H186ZM245 260H246V259H245ZM249 260H250V259H249ZM249 260H248V261H249ZM6 261H7V260H6ZM16 261H17V260H16ZM18 261H19V260H18ZM29 261H28V262H29ZM35 261H36V259H35ZM41 261L39 260L40 263H42ZM43 261H44V260H43ZM82 261H83V260H82ZM92 261H93V260H92ZM97 261H99V263L103 262L102 260H101V262H100V260H98V258H97V260H96V263H98ZM105 261H106V260H105ZM114 261H115V260H114ZM125 261H127V260H125ZM170 261H171V257H170ZM180 261H181V260H180ZM230 261H231V260H229V262H230ZM254 261H255V260H254ZM254 261L251 262V263H254ZM256 261H257V259H256ZM256 261H255V262H256ZM1 262H2V261H1ZM11 262H12V261H11ZM23 262H24V260H23ZM30 262H34V260H32V261H30ZM132 262H135L134 259H133ZM132 262H131V264H132ZM138 262H139V261H138ZM141 262H142V261H141ZM147 262H146V263H147ZM172 262H173V261H171V263H172ZM246 262H247V260H246ZM246 262H245V263H246ZM40 263H39V264H40ZM47 263H48V262H47ZM47 263H45V264H47ZM76 263H77V262H76ZM85 263H86V262H85ZM122 263H123V262H122ZM125 263H126V262H125ZM136 263H137V262H136ZM175 263H176V261H175ZM179 263H180V262H179ZM189 263H190V261H189ZM249 263H250V262H249ZM11 264H12V263H11ZM15 264H16V263H15ZM36 264H38V262H36ZM81 264H82V263H81ZM83 264H84V263H83ZM105 264H106V263H105ZM115 264H118V263H115ZM126 264H129V263H126ZM134 264H135V263H134ZM168 264H169V261H168ZM172 264H173V263H172ZM239 264H240V263H239ZM241 264H242V263H241ZM246 264H248V263H246Z\"/></svg>",
	"mask_w": 264,
	"mask_h": 264
}]
</instances>
